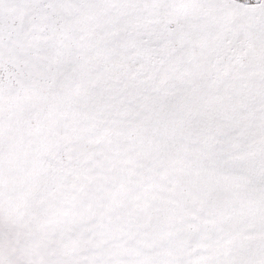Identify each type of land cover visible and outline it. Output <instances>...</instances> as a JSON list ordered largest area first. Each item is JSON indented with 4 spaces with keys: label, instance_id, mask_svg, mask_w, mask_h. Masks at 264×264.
<instances>
[{
    "label": "snow or ice",
    "instance_id": "6c2138e0",
    "mask_svg": "<svg viewBox=\"0 0 264 264\" xmlns=\"http://www.w3.org/2000/svg\"><path fill=\"white\" fill-rule=\"evenodd\" d=\"M0 264H264V0H0Z\"/></svg>",
    "mask_w": 264,
    "mask_h": 264
}]
</instances>
